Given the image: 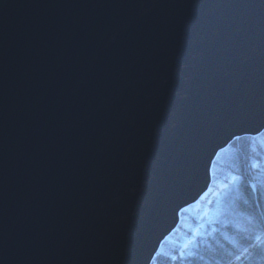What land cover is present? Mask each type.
I'll return each instance as SVG.
<instances>
[{
    "label": "water",
    "instance_id": "obj_1",
    "mask_svg": "<svg viewBox=\"0 0 264 264\" xmlns=\"http://www.w3.org/2000/svg\"><path fill=\"white\" fill-rule=\"evenodd\" d=\"M263 134L264 0H0V264H154Z\"/></svg>",
    "mask_w": 264,
    "mask_h": 264
},
{
    "label": "trees",
    "instance_id": "obj_2",
    "mask_svg": "<svg viewBox=\"0 0 264 264\" xmlns=\"http://www.w3.org/2000/svg\"><path fill=\"white\" fill-rule=\"evenodd\" d=\"M234 177L238 181L232 183ZM214 180V190L221 183L230 186L218 207L217 231L200 238L185 257L163 254L158 264H264V244L253 246L257 236L264 239V135L256 140L242 138L222 152ZM193 221V216L184 213L180 230Z\"/></svg>",
    "mask_w": 264,
    "mask_h": 264
},
{
    "label": "rangeland",
    "instance_id": "obj_3",
    "mask_svg": "<svg viewBox=\"0 0 264 264\" xmlns=\"http://www.w3.org/2000/svg\"><path fill=\"white\" fill-rule=\"evenodd\" d=\"M263 135H261L260 137H262ZM220 155L217 158V161L220 158ZM231 180L233 183V178ZM214 186L215 180H213L210 193L205 198L200 200L197 204L191 206L190 208H187L184 211V213H186L188 216H193L195 218V221H193L192 223H187L185 229L180 230L179 227L178 230L175 231L174 234L167 239L160 252L158 253L154 264H158V262H156L157 258L163 254L169 255L172 258H176L177 256L185 257L195 247L198 246L200 238L209 233L214 234L217 231L216 216L218 213V207L223 205L226 197L228 196V193L230 192V186H228L227 188V186H225V183H221L218 185L217 190H214ZM181 253H183V255H181Z\"/></svg>",
    "mask_w": 264,
    "mask_h": 264
},
{
    "label": "snow or ice",
    "instance_id": "obj_4",
    "mask_svg": "<svg viewBox=\"0 0 264 264\" xmlns=\"http://www.w3.org/2000/svg\"><path fill=\"white\" fill-rule=\"evenodd\" d=\"M237 139H239V137H237ZM249 139L256 140L257 137H249ZM257 166L258 165H253V167H257ZM237 181H238V178L234 177L233 182H237ZM256 241H257V244L253 246H259L260 244H264V239H262L260 236L256 237ZM181 255H183V253H181Z\"/></svg>",
    "mask_w": 264,
    "mask_h": 264
}]
</instances>
